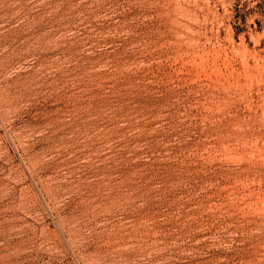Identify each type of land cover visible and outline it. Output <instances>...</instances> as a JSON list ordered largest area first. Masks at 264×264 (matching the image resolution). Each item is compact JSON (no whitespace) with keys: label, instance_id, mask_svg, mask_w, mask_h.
I'll return each mask as SVG.
<instances>
[{"label":"rangeland","instance_id":"1","mask_svg":"<svg viewBox=\"0 0 264 264\" xmlns=\"http://www.w3.org/2000/svg\"><path fill=\"white\" fill-rule=\"evenodd\" d=\"M0 264H264V0H0Z\"/></svg>","mask_w":264,"mask_h":264}]
</instances>
